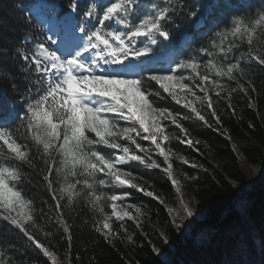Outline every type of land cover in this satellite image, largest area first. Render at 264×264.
<instances>
[{
  "label": "snow or ice",
  "instance_id": "6c2138e0",
  "mask_svg": "<svg viewBox=\"0 0 264 264\" xmlns=\"http://www.w3.org/2000/svg\"><path fill=\"white\" fill-rule=\"evenodd\" d=\"M12 7L31 40L20 47L0 38L4 62L23 74L5 72L0 82L13 93L0 103V154L9 161L0 162V264H72L53 240L61 234L71 247L74 212L90 213L105 242H133L124 221L141 227L145 211L125 203L126 189L160 199L134 169H161L180 193L174 161L201 167L173 143H200L185 122L220 125L217 104L232 108L234 95L256 92L264 0H13ZM169 215L179 229L177 221L194 217L192 200L181 194ZM159 234L167 242V232Z\"/></svg>",
  "mask_w": 264,
  "mask_h": 264
},
{
  "label": "trees",
  "instance_id": "16d2710c",
  "mask_svg": "<svg viewBox=\"0 0 264 264\" xmlns=\"http://www.w3.org/2000/svg\"><path fill=\"white\" fill-rule=\"evenodd\" d=\"M25 1L20 0L23 3ZM12 2L13 0H0V17H3L4 23L0 38L22 47L24 38L30 41L31 37L27 26L22 22L21 13L12 7ZM251 2L258 5L260 0ZM32 31L39 35L34 28ZM191 32L192 26L189 25L177 34L176 41ZM8 55L11 57L12 53ZM5 72L13 73L18 79L23 75L11 59L5 63L0 55V82L7 79ZM254 83L256 92L250 93L251 100L241 93L233 96L232 108H228L227 103L217 104L220 125L213 121H210L212 127L200 122H185L190 127L192 137L200 143L195 147L180 145L175 141L173 143L180 153L188 157L190 163L201 167L192 168L174 161L177 178L181 180L180 193L161 169H145L143 166L134 169L144 177L141 183L146 181L150 184L151 190L160 199L147 197L135 189H126L131 195L125 201L139 205L145 211V216L141 217V227H137L132 221H124L133 242L126 239L105 242L92 229L90 213L74 212L69 221L73 225L71 247L66 236L59 238L61 234L53 240L58 255L68 253L72 264H175L174 261L194 264L191 251L198 250L213 256V247L217 246L220 239L217 233L234 222L239 226L229 231L231 238H235L237 244L241 242L238 238L244 232L240 226L245 225L247 240L254 250L252 264H264L261 263L264 260L260 251L261 244L254 238L256 225L252 218V213L260 205H264V197L259 199L264 194V74L258 71ZM0 86L5 88L7 85L0 83ZM3 88H0L2 102L12 99L13 93H5ZM159 103L179 108L170 100ZM0 162L9 163L3 154H0ZM237 188H241V191L236 192ZM181 194L186 201L192 200L194 217L183 222L177 221L181 225L177 229L171 222L169 211L177 206ZM106 210L111 211L110 208ZM85 220H88L87 225ZM114 227L118 229L119 223L114 222ZM160 231L167 232V242L161 238ZM154 248L157 251H153ZM216 251L217 258L223 264H236L220 247ZM213 263L219 264L216 258Z\"/></svg>",
  "mask_w": 264,
  "mask_h": 264
},
{
  "label": "rangeland",
  "instance_id": "374dc122",
  "mask_svg": "<svg viewBox=\"0 0 264 264\" xmlns=\"http://www.w3.org/2000/svg\"><path fill=\"white\" fill-rule=\"evenodd\" d=\"M264 197V194L259 197L261 200ZM258 199V200H259ZM128 203V200L125 201ZM233 217H236L235 214H232ZM253 221L256 225L254 238L261 244L262 237H264V205H260L253 213H252ZM238 224H234L231 222L226 228L222 230L221 233H217L219 236V241L217 242V246L213 247L214 253L213 256L210 257L208 254H204L202 251L192 250L190 256L194 260V264H214L213 259L216 258V261L219 264H223L222 260L217 258V249L220 247L222 251H225L230 259L236 262V264H252L254 259V250L251 248L250 243L247 240V230L245 225L240 226L243 230V235L238 240H241L237 244L235 238H231L230 230H235L238 228ZM261 255L264 258V249L261 248ZM175 264H180L179 261H174ZM264 263V260L261 261Z\"/></svg>",
  "mask_w": 264,
  "mask_h": 264
}]
</instances>
